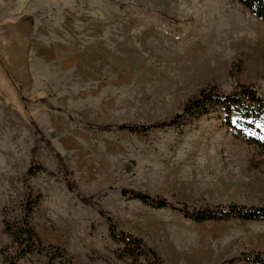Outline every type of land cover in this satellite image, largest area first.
Here are the masks:
<instances>
[{
  "label": "rangeland",
  "instance_id": "rangeland-1",
  "mask_svg": "<svg viewBox=\"0 0 264 264\" xmlns=\"http://www.w3.org/2000/svg\"><path fill=\"white\" fill-rule=\"evenodd\" d=\"M241 86L264 98V22L239 0H0V264L18 254L25 220L59 251L19 264H70L62 250L75 264H151L110 237L105 213L162 264H249L237 258L264 251V221L195 222L122 190L190 208L264 206V153L222 112L117 128Z\"/></svg>",
  "mask_w": 264,
  "mask_h": 264
},
{
  "label": "trees",
  "instance_id": "trees-1",
  "mask_svg": "<svg viewBox=\"0 0 264 264\" xmlns=\"http://www.w3.org/2000/svg\"><path fill=\"white\" fill-rule=\"evenodd\" d=\"M239 1L264 22V0ZM213 112H222L227 126L236 129L237 134L246 142L255 145L264 153V131L257 125V121H264V98L251 86H241L231 93H223L218 91V89L203 90L189 100L180 113H177L168 121L145 124L123 123L118 125L117 128L132 133H146L157 128L178 126L184 123L186 115L199 119ZM235 114L238 119L235 118ZM28 172L30 174L35 173L32 167H29ZM68 183L71 184L70 182ZM122 193L124 196L128 195L155 208L171 207L177 209L185 217L195 222L230 218L264 221V206L229 204L217 207L190 208L187 204L177 206L165 198L154 197L135 189L125 188ZM104 216L108 224L110 237L115 242L123 243L125 252L128 255L133 257L149 256L152 259L151 264H162L157 253L142 238L120 230L111 216L106 213ZM13 236L14 242L19 246V250L18 254L9 258L6 264H19L18 260L21 256L35 252L46 254L50 259L49 263H54L58 249L43 246L38 234L27 220L18 226V230L13 232ZM58 255L60 257L67 256L69 263L75 264L64 250L60 251ZM237 259L244 260L249 264H264V251L245 252ZM229 262L233 263L235 259L232 258Z\"/></svg>",
  "mask_w": 264,
  "mask_h": 264
}]
</instances>
